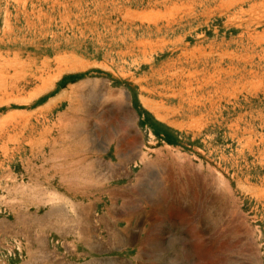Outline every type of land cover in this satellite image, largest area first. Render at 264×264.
<instances>
[{
    "label": "rangeland",
    "instance_id": "374dc122",
    "mask_svg": "<svg viewBox=\"0 0 264 264\" xmlns=\"http://www.w3.org/2000/svg\"><path fill=\"white\" fill-rule=\"evenodd\" d=\"M0 264H264V0H0Z\"/></svg>",
    "mask_w": 264,
    "mask_h": 264
}]
</instances>
